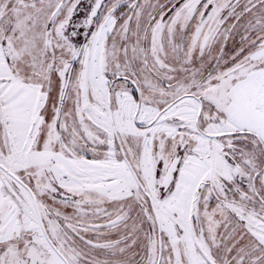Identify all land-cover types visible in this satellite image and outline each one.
Instances as JSON below:
<instances>
[{
	"label": "snow or ice",
	"instance_id": "6c2138e0",
	"mask_svg": "<svg viewBox=\"0 0 264 264\" xmlns=\"http://www.w3.org/2000/svg\"><path fill=\"white\" fill-rule=\"evenodd\" d=\"M0 264H264V0H0Z\"/></svg>",
	"mask_w": 264,
	"mask_h": 264
}]
</instances>
